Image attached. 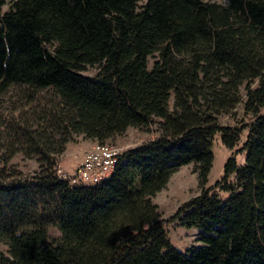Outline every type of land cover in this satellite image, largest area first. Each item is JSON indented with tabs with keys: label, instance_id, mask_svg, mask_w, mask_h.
Returning a JSON list of instances; mask_svg holds the SVG:
<instances>
[{
	"label": "trees",
	"instance_id": "16d2710c",
	"mask_svg": "<svg viewBox=\"0 0 264 264\" xmlns=\"http://www.w3.org/2000/svg\"><path fill=\"white\" fill-rule=\"evenodd\" d=\"M222 1L0 0V98L49 95L0 136V264H264V0ZM241 86L251 120L218 125ZM154 119L158 137L121 152L106 179L54 175L72 135L105 143ZM242 129L243 163L232 152L213 182L220 199L203 188L212 137L231 150ZM18 151L37 172L5 168ZM188 163L200 192L159 219L151 197ZM173 221L198 228L201 246L175 249Z\"/></svg>",
	"mask_w": 264,
	"mask_h": 264
},
{
	"label": "rangeland",
	"instance_id": "374dc122",
	"mask_svg": "<svg viewBox=\"0 0 264 264\" xmlns=\"http://www.w3.org/2000/svg\"><path fill=\"white\" fill-rule=\"evenodd\" d=\"M215 2L222 3V0H212ZM3 7L2 9H4ZM151 63V59H148V66ZM95 73V67L86 66L83 74L93 75ZM256 80H254L250 87L256 85ZM240 101L226 113H220L216 116V123L220 126L236 127L241 128L243 124L248 123L251 120V115L244 113L242 110V101L244 96L243 86L239 88ZM49 95H41L38 100L32 98L30 102H26L25 99H21L16 94L14 89H11L6 95L0 98V136H3L5 126L10 119H15L20 121L19 115H29L31 108H40L43 106L42 97H48ZM44 101H47L45 99ZM12 107H16V111ZM168 107H171V97L168 100ZM261 109L260 112H263ZM18 114V117H17ZM13 117V118H12ZM29 121V120H28ZM154 124L144 125L141 127L133 128L128 127L125 131L118 135L110 138L106 143L112 144L120 149V152L131 149L142 143L154 140L159 135V129L157 126L158 120L154 119ZM31 122V121H29ZM26 127V125H22ZM7 129V127H6ZM28 133H41L53 136L54 132H50L46 128H34V125L27 124ZM245 129H242L239 138L231 150L226 149L220 142L219 134H215L212 137V161L208 173L206 175V181L203 188H209V193L215 192L220 199H224L227 194L225 192L219 191L217 188H213V182L221 177V168L226 160V158L233 152L234 161L236 165H241L243 163L244 152L241 151V145L245 139ZM3 140V137L1 141ZM92 142L87 139H83L81 135H72L70 140L64 145V150L58 156L55 157V162H57L62 168L63 166H69L76 157L80 155V151L88 147ZM3 150V147H2ZM73 152V153H72ZM75 164H72L71 168ZM0 167H2L0 163ZM5 168H11L14 171L19 172L21 175H30L38 170V164L32 157H26L22 151L15 152L8 160ZM64 169V168H63ZM69 171V170H67ZM200 192V187L198 186L196 172L194 171L193 163H188L181 165L173 171L162 189L156 192L150 199V201L156 206V213L159 219H167L173 214L176 208L189 199L190 197L196 196ZM163 229L166 238L170 244L179 251H184L190 247L201 246L198 241L200 235V230L195 227L184 228L179 226L175 221L170 223H164ZM48 237L50 239H55L58 236V232L54 228H49L47 230ZM0 250L4 252L5 247L0 246Z\"/></svg>",
	"mask_w": 264,
	"mask_h": 264
},
{
	"label": "built area",
	"instance_id": "2783aa9c",
	"mask_svg": "<svg viewBox=\"0 0 264 264\" xmlns=\"http://www.w3.org/2000/svg\"><path fill=\"white\" fill-rule=\"evenodd\" d=\"M120 153V149L112 144L92 142L69 171L55 161L52 171L58 179L66 180L70 185L95 184L110 175Z\"/></svg>",
	"mask_w": 264,
	"mask_h": 264
},
{
	"label": "crops",
	"instance_id": "0c3cea01",
	"mask_svg": "<svg viewBox=\"0 0 264 264\" xmlns=\"http://www.w3.org/2000/svg\"><path fill=\"white\" fill-rule=\"evenodd\" d=\"M86 148H87V147H86ZM86 148H85V149H86ZM83 150H84V149H82V150H78V151H80V155L74 159L75 161H73V162L71 163V165L69 164V166H63L64 170H70V169H71L72 164H74L76 161H78V160L81 158V153H82ZM72 153H73V152H72Z\"/></svg>",
	"mask_w": 264,
	"mask_h": 264
}]
</instances>
